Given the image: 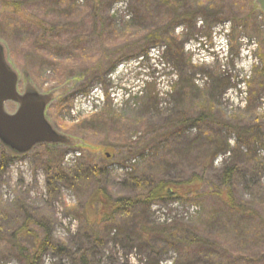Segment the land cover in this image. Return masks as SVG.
<instances>
[{"label":"rangeland","instance_id":"374dc122","mask_svg":"<svg viewBox=\"0 0 264 264\" xmlns=\"http://www.w3.org/2000/svg\"><path fill=\"white\" fill-rule=\"evenodd\" d=\"M2 1L0 43L8 52V62L19 75L18 92L32 87L38 93L47 94L71 84L65 96L52 102L46 110L47 120L58 133L80 142L74 147L56 146L62 172L67 173L74 166V159L92 157L106 170L100 176L102 185L116 197L132 195L126 183L135 175L148 174L154 181H181L194 174L204 181L202 200L153 205L148 210V220L155 228L173 224L198 228L203 238L217 240L219 248L215 252L206 246L177 251L163 245L157 255L150 253L151 256L142 243H122L112 231L96 244L89 255L90 264H178L187 255L191 264H230L231 257L225 256V242L219 240L225 237V205L220 196L208 195L206 190L220 185L225 166L233 163L232 151L218 154L210 163L208 159L202 164L192 163L189 157L182 156L191 152L187 151L189 145L193 146L197 160L202 154L213 151L210 146V151L203 150L204 133L216 135L217 142L225 140L234 150L237 135L230 133L222 123H230L235 117L240 126L251 128L256 121L260 124L259 118L264 116V96H258L249 108L248 87L244 83L254 78L255 68L262 67L258 51L260 47L262 53L264 46H259L260 36L250 33L242 22V16L248 12L246 3L255 0H197L198 6L209 7L210 11H205L191 24L180 21L169 26L167 18L170 17L166 15L169 8L156 0H103L99 12L106 25L100 35L93 29L90 0H78L76 10L69 6L56 9L53 4L58 0H50L51 3L6 0L21 3L19 12L5 7ZM48 5L50 10L56 9L59 16L53 11L46 12ZM243 5L245 10L240 8ZM212 10L218 21L207 25L204 19L207 12L212 15ZM7 17L23 22L25 31L9 36L7 29L2 28V20ZM32 21H40L45 28L55 26V33L47 34L52 53L41 51L48 40L37 39L41 29L34 27ZM256 22L261 24L259 15ZM225 23L231 27L223 38L220 30L225 26L219 25ZM156 28L162 29L183 51L184 68L174 66L167 46L144 42V37ZM260 30L264 34V25ZM216 78L228 79V87L213 95ZM185 81L189 87L185 86ZM96 96L102 97L104 103L93 110L92 99ZM204 99L214 103L216 117L196 125L193 120L201 115L197 106L203 104ZM147 100L151 102L150 107L144 106ZM6 109L12 113L16 105L7 103ZM180 110L189 121L181 123L173 139H164L160 128L166 122L172 123ZM104 114L110 115L107 122L96 123ZM255 150L257 160L264 162V150L256 145ZM241 151L244 155L247 148L242 146ZM172 153L177 155L171 156ZM41 154L42 150L37 147L25 156L10 158L0 176V210L27 208L36 220L29 226L30 230L38 237L42 236L43 228L37 223L43 224L53 249L46 250L39 264H77L75 255L85 248L84 227L76 213L82 211L84 196L77 195L69 182L48 176L39 161ZM238 162L240 173L231 180L235 197L255 209L264 203V169H261L264 166L246 164L242 157ZM116 165L129 168L116 169ZM213 213L223 222L218 220L215 226L206 223ZM3 218L4 221H0L2 238L9 236L24 220L11 212ZM241 241L242 254L237 256L250 257L257 253L259 257L264 253V242ZM3 243L0 264H20L15 249ZM19 243H25L24 236ZM26 245L30 247L31 240ZM228 249L233 253L239 248Z\"/></svg>","mask_w":264,"mask_h":264},{"label":"trees","instance_id":"16d2710c","mask_svg":"<svg viewBox=\"0 0 264 264\" xmlns=\"http://www.w3.org/2000/svg\"><path fill=\"white\" fill-rule=\"evenodd\" d=\"M43 1L51 3L50 0ZM77 1L78 0H58L55 2L56 4L53 5L58 10H63L67 6L76 10ZM90 1L92 2L91 8H89L92 10L93 29L95 33L100 35L102 33L101 29L106 25L101 20V14L99 12V9L103 6V0ZM156 1L162 3V6L167 9L169 8L168 12L166 11V15L168 14L170 17L167 18L169 21L168 26L180 21L191 24L196 18L206 13L205 11H210L209 7L204 8L198 6L197 0ZM218 1L219 0H217V2ZM2 3L5 7H9L15 12L20 11L21 3H13L6 0L2 1L1 4ZM246 6L248 7V12L246 15L242 16L244 17L242 22L246 25L247 29L250 30V33L254 32L256 35L259 34V46H264V34L260 30V26L264 25V15L261 14L253 2H247ZM46 7L48 8L45 9L46 12L53 11L55 15L59 16L56 9L50 10L49 5ZM240 8L245 10L244 5ZM213 10L212 15L210 12H207L205 16L204 20L207 25L208 22L212 24L218 21L215 20V11ZM257 14L261 17V24L256 22ZM2 21V28H4V30L7 29L6 33L11 37L16 36L14 33L18 32L20 35L25 31L23 22L21 23L18 20H14V18L7 17ZM31 24L41 29V34L37 39L41 37L48 40L47 34L55 33L56 31L55 26L45 28L40 21H32ZM96 29H98V32H96ZM256 35L254 36L257 37ZM143 40L150 45L161 43L167 46L174 66L177 68H184L185 63L182 59L183 51L177 47L173 40L168 39L167 34L162 29L156 28L154 31L148 33ZM36 43L39 44V42ZM49 45H52L51 40H48L46 45L41 46V51L48 52L47 54H49V52L52 53ZM260 50L259 47L258 54L262 67L260 69L255 68L254 78L251 81L248 80L244 82L248 87L246 93L248 96L249 108L254 105L253 102L258 96H264V51L261 53ZM40 58H43V56ZM214 81L215 86L212 89L213 95L220 93L222 91L221 89L228 87V79L216 78ZM186 83L187 81L184 83L185 86L189 87ZM204 101L203 104L197 106V110L201 115L198 114L197 119L193 120V123L196 125L204 124V122L214 119V103L210 99H204ZM150 103V100H147L144 106L150 107ZM109 116L108 114H104L103 117L96 120V123L102 121L103 124L107 122ZM172 121V123L166 122L160 128V130L164 131V139H173L182 127L181 123L189 120L181 114L180 110ZM231 122H225L222 123V125L230 133H235L237 135L238 143L234 150L230 148L225 140L221 139L217 142L215 138L216 135L204 133L203 139L206 143L203 145V150L207 149L210 151V146L213 151L205 154V156L202 154L197 160L196 156H193V146L189 145L187 146V151L190 150L191 152H186L182 157H189L188 159H190L192 163L198 162V164H202V162L208 159L210 163L218 154L225 155V153L232 151L231 158L233 163L230 166H225L220 178V185L216 187L209 186L207 188L208 190H206L208 195L214 197L220 196L221 202L225 205V237L219 238V240L225 242V256L231 257L230 264H264V253L259 257H257V253L250 254V257L237 256L242 254V250H240L241 245H243L240 243L242 242L241 239L243 241L249 240L252 243L255 241L264 242V203L257 207L255 206V209H251L250 206L238 202L233 191V184L231 183L232 177L240 173L239 158L242 157L246 161V164L256 165L257 168L259 166H264V162L257 160L255 157V145L264 150V116L259 118L260 124H257L258 122L256 121V124L251 128L240 126L239 120L235 117H232ZM242 146L247 148V152L244 155L241 151ZM38 147L43 152V154L39 156L40 164L45 166L48 176L53 175L54 178L63 180L64 183L69 182V185L75 190L77 195L82 194L84 196L82 211L76 212L84 227L83 234L85 235V248L80 254L75 255L77 264H90L89 255L95 250L96 244L102 242L103 238L111 234L112 231L117 233L116 239L122 241V243L128 241H132V243H142L143 249L146 250L149 255H157L158 249L163 245H167V248L176 249L177 251H179V248L183 251H189V248L192 247L206 246L213 249L215 252V249L219 248L216 239L203 238L198 228L190 229L179 224L155 228L151 226L148 220V210L153 205L171 201L192 202V200H202L203 192L201 191L204 181L199 176L193 174L188 179L181 181L164 179L154 181L153 177L148 174L130 176L126 185L132 195L116 197L108 192L102 185L100 176L102 177L106 170L104 167H100L92 157H86L84 160H80V158L74 159L76 163L66 173L65 171L62 172L63 170L58 166V161H61V156L59 152H56V146L42 145ZM177 151L178 153L180 152L179 150ZM174 154L177 155V153H172L171 156ZM105 157L107 156L105 155ZM10 158L11 157H8L5 151L0 147V176L1 171L7 167L8 163L11 161ZM169 162L173 164L170 160ZM170 164H167V166H170ZM9 212L13 213L15 216H20V218L23 217L24 220H22L21 225L18 226L17 229L12 231L11 234L5 238L1 237L0 227V255L3 252L2 248L5 247L2 246L4 241L7 247L10 246L11 249H15L17 260L20 264H39L46 250L53 249V243L48 237V232L44 229L42 223H37L40 228H43L41 237H38L35 232L30 230L29 226L34 225L36 220L29 215L27 208L21 206ZM9 212L0 210V221H4L3 217L6 218ZM218 220V215L213 213L209 215L206 223L215 226L219 221L223 222V220ZM23 236L25 243L20 244V238ZM244 236H246V238ZM28 240H31L30 247L26 245ZM157 242H161L162 244L159 245ZM228 248H231V250H235L236 248L239 249L236 250L237 252L231 253ZM206 255H209L207 251ZM190 259L191 258L187 255L184 260L180 261L178 264H191Z\"/></svg>","mask_w":264,"mask_h":264},{"label":"water","instance_id":"95a60500","mask_svg":"<svg viewBox=\"0 0 264 264\" xmlns=\"http://www.w3.org/2000/svg\"><path fill=\"white\" fill-rule=\"evenodd\" d=\"M254 5L264 15V0H255ZM19 75L8 62V52L0 43V147L11 158L22 157L42 145L69 146L80 144L58 133L46 118L48 106L65 96L70 83L47 94L38 93L32 87L18 92ZM16 105L9 113L6 104Z\"/></svg>","mask_w":264,"mask_h":264},{"label":"built area","instance_id":"2783aa9c","mask_svg":"<svg viewBox=\"0 0 264 264\" xmlns=\"http://www.w3.org/2000/svg\"><path fill=\"white\" fill-rule=\"evenodd\" d=\"M225 26L224 28H222L223 30H220L222 32V37H226L227 34H229V28H230V25L228 23H225ZM223 26H219V27H223ZM229 27V28H228ZM222 38V39H223ZM225 45V44H224Z\"/></svg>","mask_w":264,"mask_h":264}]
</instances>
